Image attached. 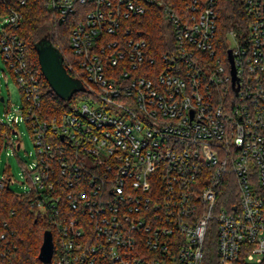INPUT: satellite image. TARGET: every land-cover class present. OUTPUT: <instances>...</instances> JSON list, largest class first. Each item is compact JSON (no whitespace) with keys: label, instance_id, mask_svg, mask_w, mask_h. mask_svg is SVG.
Masks as SVG:
<instances>
[{"label":"built area","instance_id":"built-area-1","mask_svg":"<svg viewBox=\"0 0 264 264\" xmlns=\"http://www.w3.org/2000/svg\"><path fill=\"white\" fill-rule=\"evenodd\" d=\"M23 4L0 0L3 74L23 98L0 126L18 155L24 120L36 157L24 192L0 169V205L10 189L51 222L43 264H206L209 234L219 264H264V0H244L246 22L229 30L219 0H47L77 17L65 66L87 96L62 111L44 106ZM151 5L172 30L161 55L137 27ZM1 88L0 75L4 101ZM3 225L0 264L16 248Z\"/></svg>","mask_w":264,"mask_h":264},{"label":"trees","instance_id":"trees-1","mask_svg":"<svg viewBox=\"0 0 264 264\" xmlns=\"http://www.w3.org/2000/svg\"><path fill=\"white\" fill-rule=\"evenodd\" d=\"M219 4V18L223 30L238 28L246 22L244 0H219ZM21 9L23 18L17 31L24 39L28 58L42 81L44 106L50 111H62L79 102L87 94L82 92L83 90H77L70 99L57 95L41 70L36 47L39 42L47 39L63 54L64 64L66 60L76 62L77 56L71 46V34L77 17L70 16L63 20L56 10L47 6V0H26ZM138 20L137 27L145 31L152 49L161 55L168 49L172 36L171 27L161 8L157 5L149 6L147 13ZM71 74L74 75L73 72ZM3 128L0 126V159L5 141ZM0 207V232L6 229L3 222L7 221L14 232L12 237L16 242V248L4 264H43L39 252L44 231L52 229L51 222L38 215L24 198L10 189L4 190ZM205 259L206 264H219L216 238L213 234H209L206 240Z\"/></svg>","mask_w":264,"mask_h":264},{"label":"rangeland","instance_id":"rangeland-1","mask_svg":"<svg viewBox=\"0 0 264 264\" xmlns=\"http://www.w3.org/2000/svg\"><path fill=\"white\" fill-rule=\"evenodd\" d=\"M2 23L0 22V28ZM3 69H6L4 60L0 55V75H1V94L4 95L5 100H0V115L6 117L5 106L11 104L12 110L7 112L9 116L17 114L14 107L22 104L23 98L19 88V85L14 80L12 74L8 71V79L6 81ZM19 140L21 141L22 148L18 151V155L13 152L11 148L3 150L0 159L1 172L6 166L11 167V173L13 174L14 182L11 184V189L15 192L21 193L30 188V184L26 180V176L23 170V164L29 166L36 157V147L33 140V136L24 120H20L18 124Z\"/></svg>","mask_w":264,"mask_h":264},{"label":"water","instance_id":"water-1","mask_svg":"<svg viewBox=\"0 0 264 264\" xmlns=\"http://www.w3.org/2000/svg\"><path fill=\"white\" fill-rule=\"evenodd\" d=\"M37 55L41 70L53 91L61 98L69 99L77 90H84L82 81L70 74L64 64L63 54L47 39L37 44ZM233 62L232 56H230ZM233 73L235 67L233 65ZM3 99V98H1ZM54 253L53 232L44 231L39 258L43 263H49Z\"/></svg>","mask_w":264,"mask_h":264}]
</instances>
